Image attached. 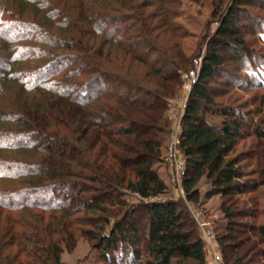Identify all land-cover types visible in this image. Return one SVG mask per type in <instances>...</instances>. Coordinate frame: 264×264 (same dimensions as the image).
<instances>
[{
    "label": "trees",
    "instance_id": "trees-1",
    "mask_svg": "<svg viewBox=\"0 0 264 264\" xmlns=\"http://www.w3.org/2000/svg\"><path fill=\"white\" fill-rule=\"evenodd\" d=\"M234 1L207 43L178 148L187 201L197 202L205 178L206 199L219 196L234 206V198L249 196L245 208L264 188V159L255 178L243 181L233 154L247 119L234 107L218 109L209 92L219 78H226L222 88H247L239 86L241 72L264 88L252 70L262 61L245 48L234 15L243 0ZM179 6L180 0H0V93L13 84L18 95L0 106V264H60L75 233L103 262L116 256L122 264H206L199 228L177 203L147 205L145 256L137 245L144 241L133 221L137 208L115 209L124 210L127 194L147 201L167 190L155 167L170 134L166 112L196 58L183 52ZM260 104L250 134L264 142V95ZM256 213L244 209L240 218ZM223 214L220 249L235 240L234 211ZM240 235L232 264H264V222Z\"/></svg>",
    "mask_w": 264,
    "mask_h": 264
},
{
    "label": "rangeland",
    "instance_id": "rangeland-1",
    "mask_svg": "<svg viewBox=\"0 0 264 264\" xmlns=\"http://www.w3.org/2000/svg\"><path fill=\"white\" fill-rule=\"evenodd\" d=\"M234 0H180V6L178 8V17L175 20L177 24L182 26L186 31V39L183 42V52L187 56L194 55L196 58L193 60V69L189 72H194V74L200 69L203 58L207 53V43L214 36L222 18L229 9L234 6ZM242 5L237 6L234 11V15L240 21L239 32L242 35V39L245 41V48L253 53L254 57L261 63H252V70L254 77L264 83V0H243ZM0 43V50L1 48ZM1 53V52H0ZM226 55H224L225 57ZM3 56H0V62H2ZM228 58V57H227ZM242 61L246 59L242 58ZM230 62V61H229ZM227 64H230V63ZM240 64L235 63L234 66H229V72L231 74H237L234 71L238 68ZM199 67V68H198ZM221 70L223 73L226 71V65L223 66ZM228 69V68H227ZM189 72L182 75L183 87L176 98L171 100L168 104V110L166 116L168 117L170 123V134L167 137L166 142L163 144L160 150L161 159L163 163L156 165V170L158 176L164 181L167 186L166 193L161 195L156 199H151L147 201L140 200L137 196L127 194L123 197V204L126 206L124 210L115 208L117 211H125L126 208L136 207L137 212L133 218V221H137V227L141 229L144 235V241L138 243V247L143 252V247L146 242V220H147V205L153 202H175L178 204L179 209L184 208L187 211L190 219L194 223H204L208 225L212 234L215 236V245L217 244L216 236L218 239H222L226 234L225 228L228 221L225 219L223 210L231 207L234 211V217L232 222L235 224L233 234L235 240L233 242H226L223 249H220L217 244V255L220 256L222 264H232L233 260L237 257L236 254L240 255V239H244V236L240 233L246 231V225H251L253 223H263L264 222V188H260L255 193V203L247 204L244 208L243 201L247 200L249 196L236 197V204L234 206H229L227 202L222 200L219 196H213L206 199L204 196L207 191L210 190V184L202 178L199 180L196 190L198 192V200L196 203H192L186 200L185 193L181 188L176 187L170 183L171 167L164 162L165 148L169 143L172 129L175 127L177 120L183 115L185 104L187 102L190 90L192 88V80L189 76ZM222 72V71H221ZM239 73V72H238ZM240 87L242 88H222L220 86L221 82H225L226 78H219L217 82H211L209 84V92L213 97V102L218 109L221 107H228L232 109L234 107L236 110L243 113L246 117L245 122V133L240 137L238 143L234 150V157H238L240 160V167L245 173V178L243 179H254L255 170L261 166L260 162L264 159V142L257 140L250 133L254 123L261 117V96L264 95V88L253 87L252 81L248 80L243 72L239 73ZM196 76V74H195ZM194 76V79H195ZM4 90L0 93L1 103L10 106L11 102L17 99L18 95L14 92L13 84L3 85ZM2 86V87H3ZM223 92L224 95L219 94ZM220 96V97H219ZM209 122L219 124L221 120L218 117L207 116ZM252 156V157H251ZM256 159V160H254ZM260 161V162H259ZM182 185V183H181ZM246 209L250 216H254L257 212L256 218H240V211ZM120 218V217H119ZM118 218V219H119ZM111 223L113 219L110 218ZM195 229V224L192 223ZM243 226V227H241ZM82 229H90L88 227L80 226ZM199 228V227H198ZM74 229L76 227L74 226ZM108 231V229L106 230ZM197 233V232H196ZM201 238L204 245V256L205 261L209 260V250L207 243L203 241L202 232L199 228V232L196 234ZM239 244L237 249L232 248L233 244ZM239 242V243H238ZM93 243L89 242L86 238L79 235V233L74 234L72 241H68L62 246V254L60 257V264H122L121 259L116 256H112L110 261L103 262L98 250L93 248ZM135 245V247L137 246ZM243 249V248H241ZM15 251L10 252L9 258L13 259ZM225 253L227 257H225ZM5 256V255H4ZM143 256L145 253L143 252ZM22 260H25L22 257ZM7 259V258H6ZM29 262L31 260L34 262L33 258L27 259ZM227 260V262H226ZM8 261V259H7Z\"/></svg>",
    "mask_w": 264,
    "mask_h": 264
},
{
    "label": "built area",
    "instance_id": "built-area-1",
    "mask_svg": "<svg viewBox=\"0 0 264 264\" xmlns=\"http://www.w3.org/2000/svg\"><path fill=\"white\" fill-rule=\"evenodd\" d=\"M200 67V65H199ZM198 67V68H199ZM199 72V70H198ZM196 74V76H195ZM189 72V76L192 80V85L195 84L197 79V72ZM195 76V79H194ZM181 117L177 120L175 127L172 129L171 136L169 139V143L165 148V155L163 157L164 162L171 167V174H170V183L175 185L176 187L181 188L182 177L184 173V157L181 154L178 145L180 141V137L182 134V127H181ZM198 227L202 232L203 241L207 243L209 250V260L207 264H222L221 258L217 255V244L215 245V236L212 234L211 230L208 228V225L204 223H198Z\"/></svg>",
    "mask_w": 264,
    "mask_h": 264
}]
</instances>
